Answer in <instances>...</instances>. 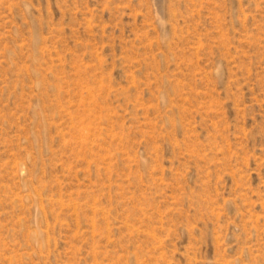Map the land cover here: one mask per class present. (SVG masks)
<instances>
[{
	"label": "rangeland",
	"instance_id": "1",
	"mask_svg": "<svg viewBox=\"0 0 264 264\" xmlns=\"http://www.w3.org/2000/svg\"><path fill=\"white\" fill-rule=\"evenodd\" d=\"M0 264H264V0H0Z\"/></svg>",
	"mask_w": 264,
	"mask_h": 264
}]
</instances>
